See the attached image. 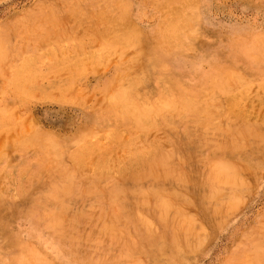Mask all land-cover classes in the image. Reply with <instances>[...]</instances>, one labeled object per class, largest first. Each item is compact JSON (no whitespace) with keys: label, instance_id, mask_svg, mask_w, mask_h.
Here are the masks:
<instances>
[{"label":"rangeland","instance_id":"rangeland-1","mask_svg":"<svg viewBox=\"0 0 264 264\" xmlns=\"http://www.w3.org/2000/svg\"><path fill=\"white\" fill-rule=\"evenodd\" d=\"M263 42L264 0H0V264H264Z\"/></svg>","mask_w":264,"mask_h":264},{"label":"bare ground","instance_id":"bare-ground-1","mask_svg":"<svg viewBox=\"0 0 264 264\" xmlns=\"http://www.w3.org/2000/svg\"><path fill=\"white\" fill-rule=\"evenodd\" d=\"M161 3V2H160ZM161 6V5H160ZM122 7V6H121ZM194 29V28H193ZM118 31V30H117ZM128 31V30H127ZM201 36V35H200ZM260 41V40H259ZM264 43V42H263ZM261 44V43H260ZM165 46V45H164ZM246 49V48H245ZM187 50V49H186ZM247 50V49H246ZM168 56V55H167ZM226 56V55H225ZM245 56V55H244ZM169 57H171V56H169ZM148 59V58H147ZM148 71V70H147ZM140 72V71H139ZM138 74V73H137ZM141 74V73H140ZM148 74V73H147ZM150 74V73H149ZM159 74H161V73H159ZM164 74V73H163ZM162 74V75H163ZM166 74V73H165ZM230 74V73H229ZM146 76H148V75H146ZM146 76H144V77H146ZM160 76V75H159ZM158 77V76H157ZM160 77H163V76H160ZM133 78V77H132ZM151 78V77H150ZM154 78V77H153ZM216 78V77H215ZM134 79V78H133ZM140 79V78H139ZM142 79V78H141ZM162 79V78H161ZM221 79V78H220ZM224 79H226V78H224ZM147 80H149L148 78H147ZM223 80V79H222ZM135 81V80H134ZM141 81V80H140ZM145 82V81H144ZM151 82V81H150ZM206 82V81H205ZM148 83V82H147ZM136 84V83H135ZM138 84H140V83H138ZM142 84V83H141ZM149 84V83H148ZM168 84V83H167ZM147 85V84H146ZM139 86H141V85H139ZM162 86H163V84H162ZM169 86V85H168ZM186 86V85H185ZM111 87V86H110ZM116 87H117V85H116ZM208 87H209V85H208ZM114 88V87H113ZM144 89H145V86L143 87ZM159 88V87H158ZM131 89V88H130ZM136 89V88H135ZM172 89V88H171ZM216 89V88H215ZM214 89V90H215ZM120 90H122V89H120ZM132 90V89H131ZM148 90V89H147ZM208 90H209V88H208ZM151 91V90H150ZM165 91H167V90H165ZM192 91V90H191ZM219 91V90H218ZM117 92V91H116ZM121 92V91H120ZM161 92V91H160ZM113 93V92H112ZM135 93V92H134ZM137 93V92H136ZM135 93V94H136ZM120 94V93H119ZM192 94V93H191ZM112 95V94H111ZM121 95V94H120ZM119 95V96H120ZM124 95V94H123ZM113 96H114V94H113ZM134 96V95H133ZM136 96V95H135ZM146 96V95H145ZM177 96V95H176ZM121 97H122V95H121ZM130 97V96H129ZM141 97V96H140ZM152 97V96H151ZM205 97V96H204ZM126 98H128V97H126ZM148 98V97H147ZM153 98V97H152ZM199 98V97H198ZM215 98H216V96H215ZM115 99V98H114ZM123 99V98H122ZM138 99V98H137ZM146 99V98H145ZM208 99V98H207ZM111 100H112V98H111ZM118 100V99H117ZM124 100V99H123ZM129 100V99H128ZM150 100V99H149ZM174 100V99H173ZM180 100H182V99H180ZM110 101V100H109ZM132 101V100H131ZM137 101V100H136ZM144 101V100H143ZM177 101V100H176ZM183 101V100H182ZM187 101V100H186ZM198 101V100H197ZM116 102H118V101H116ZM127 102V101H126ZM181 102V101H180ZM202 102H204V101H202ZM152 103H153V100H152ZM208 103V102H207ZM182 104V103H181ZM186 104H188V103H186ZM197 104V103H196ZM195 104V105H196ZM202 104V103H201ZM194 105V106H195ZM132 106V105H131ZM142 106V105H141ZM179 106V105H178ZM191 106V105H190ZM151 107V106H150ZM165 107V106H164ZM115 108V107H114ZM127 108H128V106H127ZM145 108H147V107H145ZM155 108H156V106H155ZM169 108V107H168ZM180 108V107H179ZM196 108V107H195ZM131 109V108H130ZM170 109V108H169ZM168 109V110H169ZM172 109V108H171ZM174 109V108H173ZM172 109V110H173ZM178 109V108H177ZM120 110V109H119ZM132 110V109H131ZM147 110H149V109H147ZM167 110V111H168ZM189 110V109H188ZM114 111V110H113ZM127 111H129V110H127ZM144 111V110H143ZM143 111H142V113H143ZM161 111H162V109H161ZM166 111V112H167ZM169 111H171V110H169ZM181 111V110H180ZM183 111V110H182ZM194 111H196V110H194ZM184 112V111H183ZM197 112V111H196ZM127 113V112H126ZM141 113V114H142ZM149 113H150V111H149ZM158 113H160V112H158ZM172 113H174V112H172ZM112 114V113H111ZM115 114V113H114ZM135 114V113H134ZM157 114V113H156ZM167 114V113H166ZM175 114H176V112H175ZM125 115V114H124ZM146 115V114H145ZM152 115V114H151ZM168 115V114H167ZM180 115H182V113L180 114ZM119 116V115H118ZM161 116H162V114H161ZM208 116V115H207ZM135 117V116H134ZM144 117V116H143ZM151 117H153V116H151ZM182 117V116H181ZM129 118V117H128ZM154 118V117H153ZM157 118V117H156ZM159 118V117H158ZM164 118V117H163ZM199 118V117H198ZM121 119V118H120ZM130 119V118H129ZM139 119V118H138ZM149 119V118H148ZM169 119V118H168ZM181 119V118H180ZM102 120V119H101ZM156 120V119H155ZM128 121H130V120H127V123H128ZM132 121V120H131ZM143 121V120H142ZM152 121V120H151ZM163 122V121H162ZM203 122V121H202ZM146 123V122H145ZM160 123V122H159ZM175 124V123H174ZM198 124V123H197ZM199 125V124H198ZM208 125V124H207ZM137 126V125H136ZM210 126V125H209ZM190 127V126H189ZM187 129V128H186ZM199 131V130H198ZM40 133V132H39ZM85 133V132H84ZM190 134V133H189ZM196 134V133H195ZM38 136V135H37ZM224 136V135H223ZM26 138V137H25ZM77 139V138H76ZM225 139V138H224ZM218 141V140H217ZM216 143V142H215ZM50 144V143H49ZM39 145V144H38ZM230 145H232V144H230ZM53 146H54V144H53ZM192 147V146H191ZM183 149V148H182ZM41 150V149H40ZM226 150V149H225ZM182 151V150H181ZM185 151V150H184ZM189 151V150H188ZM229 151V150H228ZM227 151V152H228ZM51 152V151H50ZM49 152V153H50ZM177 152H179V151H177ZM187 152V151H186ZM221 152V151H220ZM193 153V152H192ZM190 154V153H189ZM157 155V154H156ZM186 155V154H185ZM188 155V154H187ZM208 156V155H207ZM148 157V156H147ZM185 157V156H184ZM151 158V157H150ZM150 158H149V160H150ZM186 158V157H185ZM47 159V158H46ZM51 159V158H50ZM145 159H146V157H145ZM48 160V159H47ZM55 160V159H54ZM186 160H188L189 161V159L187 158ZM208 160V159H207ZM250 160V159H249ZM262 160V159H261ZM260 160V161H261ZM170 161V160H169ZM202 161V160H201ZM56 163V162H55ZM199 163V162H198ZM258 163H259V161H258ZM244 164V163H243ZM56 165V164H55ZM142 165H145V164H142ZM214 165V164H213ZM217 166V165H216ZM144 167V166H143ZM167 168V167H166ZM200 168V167H199ZM210 168V167H209ZM216 168V167H215ZM62 169V168H61ZM143 169H145V168H143ZM170 169V168H169ZM211 169V168H210ZM203 171V170H202ZM206 171V170H205ZM220 171V170H219ZM208 172V171H207ZM247 172V171H246ZM138 173V172H137ZM238 173V172H237ZM65 174V173H64ZM133 174H134V172H133ZM189 172H188V176H189ZM192 174V173H191ZM190 174V175H191ZM225 174V173H224ZM168 175H170V174H168ZM193 175V174H192ZM74 176V175H73ZM72 176V177H73ZM132 176V175H131ZM209 176V175H208ZM221 176V175H220ZM239 176V175H238ZM152 177V176H151ZM150 177V178H151ZM218 177V176H217ZM237 177V176H236ZM64 178H65V176H64ZM66 178H67V176H66ZM244 178V177H243ZM147 179V178H146ZM152 179H153V177H152ZM156 179H158V178H156ZM165 179H166V177H165ZM196 179V178H195ZM222 179V178H221ZM65 180V179H64ZM137 180V179H136ZM167 180V179H166ZM202 180V179H201ZM235 180H237V179H235ZM117 181V180H116ZM157 181V180H156ZM180 181V180H179ZM215 181V180H214ZM229 181H231L230 179H229ZM196 182V181H195ZM55 183V182H54ZM73 183V182H72ZM97 183V182H96ZM115 183V182H114ZM144 183V182H143ZM218 183V182H217ZM98 184V183H97ZM171 184H172V182H171ZM88 185V184H87ZM224 185H226V184H224ZM224 185H223V187H224ZM70 186V185H69ZM72 186V185H71ZM88 186H90V185H88ZM97 186V185H96ZM99 186V185H98ZM113 186V185H112ZM167 186V185H166ZM80 187V186H79ZM87 187V186H86ZM93 187V186H92ZM165 187V186H164ZM169 187V186H168ZM195 187H197V186H195ZM229 187V186H228ZM231 187H233L232 185H231ZM237 187V186H236ZM244 187H246V186H244ZM62 188H64V187H62ZM69 188V187H68ZM89 188H91V187H89ZM88 188V189H89ZM100 188V187H99ZM166 188V187H165ZM164 188V189H165ZM203 188H205V187H203ZM209 188V187H208ZM92 189H94V188H92ZM110 189H112V188H110ZM136 189V188H135ZM151 189V188H150ZM175 189V188H174ZM181 189H182V187H181ZM191 189V188H190ZM212 189V188H211ZM210 189V190H211ZM84 190V189H83ZM90 190V189H89ZM67 191H68V189H67ZM81 191V190H80ZM87 191V190H86ZM85 190L83 191V192H86ZM120 191V190H119ZM125 191V190H124ZM140 191V190H139ZM163 191V190H162ZM170 191V190H169ZM168 191V192H169ZM175 191V190H174ZM49 192V191H48ZM96 192V191H95ZM112 192V191H111ZM115 192V191H114ZM126 192V191H125ZM160 192V191H159ZM228 192V191H227ZM231 192V191H230ZM88 192H86V194H87ZM116 193V192H115ZM135 193V192H134ZM146 193H148V191L146 192ZM156 193V192H155ZM164 193V192H163ZM165 193H167L166 191H165ZM181 193V192H180ZM216 193V192H215ZM104 194V193H103ZM125 194V193H124ZM131 194V193H130ZM133 194V193H132ZM131 194V195H132ZM187 194V193H186ZM204 194V193H203ZM222 194V193H221ZM229 194V193H228ZM240 194V193H239ZM56 195V194H55ZM64 195V194H63ZM85 195V194H84ZM91 195V194H90ZM129 195V194H128ZM135 195V194H134ZM141 195V194H140ZM164 195V194H163ZM173 195H174V193H173ZM188 195V194H187ZM190 195V194H189ZM71 196V195H70ZM110 196V195H109ZM108 196V197H109ZM117 196H118V193H117ZM120 196H123V195H120ZM119 196V197H120ZM137 196V195H136ZM144 196H146V195H144ZM154 196V195H153ZM152 196V197H153ZM169 196V195H168ZM177 196V195H176ZM180 196H182V195H180ZM97 197V196H96ZM105 197V196H104ZM108 197H106V198H108ZM116 197V196H115ZM118 197V198H119ZM124 197V196H123ZM138 197V196H137ZM141 198H142V196H140ZM166 197V196H165ZM164 197V198H165ZM196 196H192V199H194ZM209 197H210V195H209ZM148 198H151V197H148ZM170 198V197H169ZM218 198V197H217ZM100 199V198H99ZM113 199V198H112ZM153 199V198H152ZM154 199H156V198H154ZM159 199V198H158ZM161 199V198H160ZM228 199V198H227ZM110 200V199H109ZM144 200V199H143ZM199 200V199H198ZM207 200H209V199H207ZM217 200V199H216ZM108 201V200H107ZM161 201V200H160ZM175 201V200H174ZM213 201H214V199H213ZM53 202V201H52ZM116 202V201H115ZM124 202V201H123ZM126 202V201H125ZM152 202V201H151ZM157 202V201H156ZM159 202V201H158ZM164 202V201H163ZM179 202V201H178ZM185 202V201H184ZM189 202V201H188ZM215 202V201H214ZM213 202V203H214ZM61 203V202H60ZM106 203V202H105ZM145 203V202H144ZM160 203V205H161V202H159ZM170 203V202H169ZM195 203V202H194ZM212 203V202H211ZM123 204V203H122ZM147 204V203H146ZM186 204H187V202H186ZM39 205V204H38ZM47 205V204H46ZM55 205V204H54ZM120 205V204H119ZM118 205V206H119ZM188 205V204H187ZM206 205V204H205ZM204 205V206H205ZM41 206V205H40ZM56 206H58V205H56ZM56 206H55V208H56ZM61 206V205H60ZM67 206V205H66ZM108 206V205H107ZM129 206V205H128ZM144 206H146V205H144ZM148 206V205H147ZM174 206V205H173ZM172 206V207H173ZM176 206V205H175ZM189 206V205H188ZM202 206H203V204H202ZM215 206V205H214ZM220 206V205H219ZM224 206V205H223ZM226 206V205H225ZM97 207V206H96ZM101 207V206H100ZM156 207V206H155ZM159 207V206H158ZM184 207H185V205H184ZM209 207V206H208ZM42 208V207H41ZM71 208V207H70ZM121 208H123V207H121ZM163 208V207H162ZM166 207H164V209H165ZM190 208V207H189ZM188 208V209H189ZM200 208V207H199ZM37 209V208H36ZM58 209V208H57ZM62 209H63V207H62ZM93 209V208H92ZM95 209V208H94ZM100 209V208H99ZM112 209H115V208H112ZM144 209H145V207H144ZM194 209V208H193ZM215 209H217L216 207H215ZM219 209V208H218ZM217 209V210H218ZM223 209H224V207H223ZM44 210V209H43ZM47 210V209H46ZM104 210V209H103ZM117 209H115V212H117L116 211ZM127 210V209H126ZM151 210V209H150ZM160 210V209H159ZM209 210V209H208ZM211 210V209H210ZM214 210V209H213ZM53 211H55V210H53ZM79 211V210H78ZM100 211V210H99ZM120 211V210H119ZM135 211V210H134ZM143 211V210H142ZM165 211V210H164ZM171 210H169V212H170ZM202 211V210H201ZM220 211V210H219ZM34 212V211H33ZM49 212V211H48ZM58 212V211H57ZM67 212V211H66ZM69 212V211H68ZM81 212V211H80ZM105 212H106V210H105ZM108 212V211H107ZM111 212V211H110ZM115 212H114V214H115ZM146 212V211H145ZM148 212V211H147ZM159 212V211H158ZM176 212V211H175ZM195 212V211H194ZM198 212V211H197ZM44 213H45V211H44ZM60 213V212H59ZM78 213V212H77ZM120 213H121V211H120ZM128 213V212H127ZM162 213H163V211H162ZM51 214V213H50ZM61 214V213H60ZM76 214V213H75ZM74 214V215H75ZM112 214H113V212H112ZM126 214V213H125ZM214 214V213H213ZM224 214V213H223ZM262 214V213H261ZM44 215H46V214H44ZM63 215V214H62ZM111 215V214H110ZM121 215V214H120ZM122 215H123V213H122ZM127 215H129V214H127ZM127 215H126V217H127ZM136 215V214H135ZM166 215V214H165ZM170 215V214H169ZM174 215V214H173ZM172 215V216H173ZM176 215H178V214H176ZM221 215V214H220ZM264 215V214H263ZM54 216V215H53ZM67 216V215H66ZM97 216V215H96ZM103 216V215H102ZM112 216V215H111ZM123 216H125V215H123ZM168 216V215H167ZM172 216H170V217H172ZM50 217V216H49ZM76 217V216H75ZM85 217V216H84ZM83 217V218H84ZM110 217V216H109ZM120 217V216H119ZM207 217V216H206ZM214 217V216H213ZM217 217V216H216ZM222 217V216H221ZM54 218H59V216L58 217H55L54 216ZM73 218V217H72ZM93 218V217H92ZM96 218V217H95ZM133 218V217H132ZM137 217H135V219H136ZM140 218V217H139ZM158 218V217H157ZM210 218V217H209ZM262 218V217H261ZM47 219V218H46ZM65 219V218H64ZM87 219V218H86ZM102 219V218H101ZM100 219V220H101ZM121 219V218H120ZM119 219V220H120ZM164 219L166 220L167 219V217L165 218L164 217ZM170 219V218H169ZM175 219V218H174ZM176 219H178V218H176ZM215 219V218H214ZM50 220V219H49ZM48 220V221H49ZM70 220V219H69ZM114 220V219H113ZM145 220V219H144ZM172 220V219H171ZM180 220V219H179ZM218 219H216V221H217ZM43 221V220H42ZM126 221V220H125ZM173 221V220H172ZM185 221V220H184ZM212 221V220H211ZM223 221V220H222ZM36 222V221H35ZM64 222V221H63ZM66 222H68V221H66ZM75 222V221H74ZM96 222V221H95ZM110 222V221H109ZM144 222V221H143ZM167 222V221H166ZM192 222V221H191ZM208 222H209V220H208ZM218 222V221H217ZM69 223V222H68ZM83 223V222H82ZM91 223V222H90ZM136 223V222H135ZM145 223V222H144ZM177 223V222H176ZM175 223V224H176ZM179 223V222H178ZM259 223V222H258ZM257 223V224H258ZM264 223V222H263ZM47 224V223H46ZM57 224V223H56ZM84 224V223H83ZM95 224V223H94ZM93 223H92V225H94ZM158 224V223H157ZM180 224V223H179ZM182 224V223H181ZM68 225V224H67ZM88 225V224H87ZM122 225V224H121ZM170 225V224H169ZM174 225V224H173ZM177 225V224H176ZM204 225V224H203ZM75 226V225H74ZM84 226V225H83ZM104 226V225H103ZM110 226V225H109ZM152 226H153V224H152ZM158 226V225H157ZM161 226H162V224H161ZM165 226V225H164ZM179 226V225H178ZM184 226V225H183ZM188 226V225H187ZM257 226V225H256ZM90 227V226H89ZM93 227H95V226H93ZM108 227V226H107ZM175 227V226H174ZM250 227H252V226H250ZM69 228V227H68ZM84 228V227H83ZM106 228V227H105ZM121 228V227H120ZM140 228V227H139ZM143 228V227H142ZM152 228H154V227H152ZM172 228V227H171ZM178 228V227H177ZM188 228H190V227H188ZM253 228V227H252ZM258 228V227H257ZM256 228V229H257ZM66 229V228H65ZM70 229V228H69ZM73 229V228H72ZM86 229V228H85ZM90 229V228H89ZM108 229V228H107ZM168 229V228H167ZM61 230V229H60ZM79 230V229H78ZM104 230V229H103ZM135 230V229H134ZM139 230V229H138ZM153 230V229H152ZM160 230V229H159ZM164 230H165V228H164ZM184 230H186V228H184ZM189 230V229H188ZM191 230V229H190ZM189 230V231H190ZM253 230V229H252ZM51 231V230H50ZM59 231V230H58ZM57 231V232H58ZM75 231V230H74ZM91 231V230H90ZM110 231V230H109ZM118 231V230H117ZM127 231V230H126ZM146 231V230H145ZM154 231H155V228H154ZM173 231V230H172ZM174 231H175V229H174ZM193 231V230H192ZM262 231V230H261ZM70 232V231H69ZM76 232H78V231H76ZM169 232V231H168ZM178 232H179V230H178ZM73 233V232H72ZM164 233V232H163ZM205 233V232H204ZM54 234V233H53ZM115 234V233H114ZM127 234V233H126ZM126 234H125V236H126ZM145 234V233H144ZM153 234V233H152ZM175 234V233H174ZM185 235H186V233H184ZM188 234V233H187ZM190 234V233H189ZM55 235V234H54ZM65 235V234H64ZM80 235V234H79ZM132 235V234H131ZM135 235V234H134ZM147 235V234H146ZM169 235V234H168ZM191 235V234H190ZM7 236V235H6ZM38 236V235H37ZM72 236V235H71ZM83 236V235H82ZM125 236H123V237H125ZM150 236V235H149ZM180 236V235H179ZM184 236V235H183ZM196 236V235H195ZM249 236V235H248ZM255 236V235H254ZM259 236V235H258ZM89 237V236H88ZM109 237V236H108ZM115 237V236H114ZM117 237V236H116ZM139 237V236H138ZM138 237H136V239L138 238ZM81 238V237H80ZM110 238V237H109ZM118 238V237H117ZM140 238V237H139ZM152 238V237H151ZM186 238V237H185ZM195 238V237H194ZM254 238V237H253ZM4 239V238H3ZM73 239V238H72ZM89 239V238H88ZM112 239H114V238H112ZM129 239H130V237H129ZM161 239V238H160ZM169 239H170V236H169ZM242 239V238H241ZM16 240V239H15ZM38 240V239H37ZM36 240V241H37ZM96 240H97V238H96ZM110 240V239H109ZM128 240V239H127ZM149 240V239H148ZM164 240V239H163ZM183 240H184V238H183ZM3 241V240H2ZM68 241V240H67ZM76 241V240H75ZM87 241V240H86ZM90 242H91V240H89ZM108 241V240H107ZM114 241V240H113ZM129 241V240H128ZM168 241V240H167ZM241 241V240H240ZM244 241V240H243ZM118 242V241H117ZM184 242H186V240L184 241ZM196 242V241H195ZM249 242V241H248ZM247 242V243H248ZM263 242H264V240H263ZM5 243V242H4ZM15 243V242H14ZM30 243V242H29ZM62 243V242H61ZM84 243H86V242H84ZM103 243V242H102ZM121 243V242H120ZM128 243V242H127ZM253 243V242H252ZM123 244V243H122ZM243 244V243H242ZM12 245V244H11ZM77 245V244H76ZM107 245V244H106ZM174 245V244H173ZM254 245V244H253ZM255 245H256V243H255ZM264 245V244H263ZM10 246V245H9ZM8 246V247H9ZM24 246V245H23ZM90 246V245H89ZM116 246V245H115ZM118 246V245H117ZM122 246V245H121ZM161 246V245H160ZM167 246V245H166ZM105 247V246H104ZM168 247V246H167ZM106 248V247H105ZM257 248V247H256ZM40 249V248H39ZM79 249V248H78ZM92 249V248H91ZM130 249V248H129ZM163 249H165V248H163ZM174 249V248H173ZM9 250V249H8ZM152 250V249H151ZM185 250V249H184ZM252 251H253V249H251ZM30 251V250H29ZM118 251V250H117ZM135 251V250H134ZM145 251V250H144ZM163 251V250H162ZM235 251V250H234ZM261 251V250H260ZM13 252V251H12ZM11 252V253H12ZM74 252V251H73ZM105 252V251H104ZM132 252V251H131ZM141 252V251H140ZM159 252V251H158ZM34 253V252H33ZM92 253V252H91ZM117 253V252H116ZM166 253V252H165ZM249 253V252H248ZM261 253H262V251H261ZM30 254V253H29ZM111 254V253H110ZM115 254V253H114ZM138 254H139V252H138ZM154 254V253H153ZM179 254V253H178ZM7 255V254H6ZM5 255V256H6ZM36 255V254H35ZM98 255V254H97ZM101 255V254H100ZM167 255V254H166ZM173 255V254H172ZM228 255V254H227ZM240 255V254H239ZM258 255V254H257ZM33 256V255H32ZM91 256H93V255H91ZM94 256H96V255H94ZM150 256V255H149ZM237 256V255H236ZM8 257V256H7ZM90 257V256H89ZM88 257V258H89ZM104 257V256H103ZM106 257V256H105ZM153 257V256H152ZM156 257V256H155ZM168 257V256H167ZM182 257V256H181ZM188 257V256H187ZM227 257V256H226ZM233 257V256H232ZM235 257V256H234ZM251 257V256H250ZM33 258V257H32ZM31 258V259H32ZM55 258V257H54ZM91 258V257H90ZM96 258V257H95ZM110 258V257H109ZM236 258V257H235ZM73 259V258H72ZM105 259V258H104ZM127 259V258H126ZM145 259V258H144ZM176 259V258H175ZM181 259H183V258H181ZM262 259V258H261ZM7 260V259H6ZM17 260V259H16ZM37 260V259H36ZM49 260H50V258H49ZM90 260V259H89ZM130 260V259H129ZM156 260V259H155ZM154 260V261H155ZM180 260V259H179ZM2 261H3V259H2ZM98 261V260H97ZM103 261H105V260H103ZM102 261V262H103ZM132 261V260H131ZM44 262V261H43ZM55 262V261H54ZM111 262V261H110ZM157 262V261H156ZM156 262H154V263H156ZM158 262H160V261H158ZM164 262V261H163ZM173 262H174V260H173ZM185 262H187V261H185ZM234 262V261H233ZM21 263V262H20ZM59 263V262H58ZM82 263V262H81ZM90 263H91V261H90ZM136 263V262H135ZM182 263V262H181ZM258 263V262H257ZM29 264H31V263H29ZM34 264V263H33ZM52 264V263H51ZM56 264V263H55ZM243 264V263H242Z\"/></svg>","mask_w":264,"mask_h":264}]
</instances>
